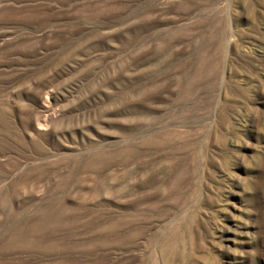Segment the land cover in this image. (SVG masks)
<instances>
[{
  "label": "rangeland",
  "instance_id": "obj_1",
  "mask_svg": "<svg viewBox=\"0 0 264 264\" xmlns=\"http://www.w3.org/2000/svg\"><path fill=\"white\" fill-rule=\"evenodd\" d=\"M0 264H264V0H0Z\"/></svg>",
  "mask_w": 264,
  "mask_h": 264
}]
</instances>
